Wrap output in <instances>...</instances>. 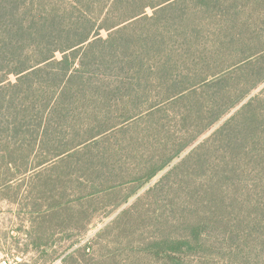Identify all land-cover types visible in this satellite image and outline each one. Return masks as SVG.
<instances>
[{"label":"trees","instance_id":"1","mask_svg":"<svg viewBox=\"0 0 264 264\" xmlns=\"http://www.w3.org/2000/svg\"><path fill=\"white\" fill-rule=\"evenodd\" d=\"M259 1L0 0V193L69 194L55 161H76L82 195L141 187L192 148L183 163L210 178L184 201L196 212L135 259L264 264V35L246 8ZM165 115L184 123L166 143Z\"/></svg>","mask_w":264,"mask_h":264},{"label":"rangeland","instance_id":"2","mask_svg":"<svg viewBox=\"0 0 264 264\" xmlns=\"http://www.w3.org/2000/svg\"><path fill=\"white\" fill-rule=\"evenodd\" d=\"M246 8L252 13L247 19L251 20L250 23L255 22L264 35V0L256 4L248 2ZM258 14L262 18H258ZM257 52L259 56L264 55V44ZM252 71L248 69L246 75ZM11 80L15 81V78ZM188 106L182 103L168 105L166 109L176 107L174 109L181 111ZM164 123L165 143L170 139L166 132L177 126L184 127L182 121L175 122L166 115ZM152 125V120L140 124L139 130L143 132ZM155 134L154 131L149 134L154 142L158 138ZM158 149L148 147L149 154L161 156ZM191 150L144 186L126 184L112 192L88 196L82 192L92 182L79 171L76 161L68 166L55 161L49 165L52 172L48 174L56 180H66L67 184L61 187L69 194L53 201L48 195L28 194L25 185L19 195L11 191L0 193V260L9 258L19 264H158L157 259H135L138 247L146 240L181 234L177 231L179 229L167 226L166 220L181 218L189 211L196 212L193 207L196 203L187 208L184 201L199 199L201 183L210 181L195 163H183ZM120 156L123 157L124 152ZM134 164L127 162L124 166L135 171ZM39 171L40 168L31 172L29 177ZM77 174L85 181L79 184L68 180L73 176L76 180ZM61 203V208L49 209ZM86 247L90 248L87 252L84 251Z\"/></svg>","mask_w":264,"mask_h":264},{"label":"built area","instance_id":"3","mask_svg":"<svg viewBox=\"0 0 264 264\" xmlns=\"http://www.w3.org/2000/svg\"><path fill=\"white\" fill-rule=\"evenodd\" d=\"M0 264H19L16 260H10L9 258H2Z\"/></svg>","mask_w":264,"mask_h":264}]
</instances>
